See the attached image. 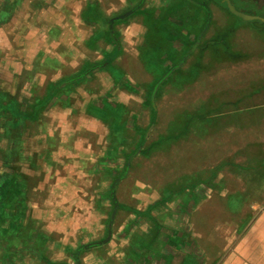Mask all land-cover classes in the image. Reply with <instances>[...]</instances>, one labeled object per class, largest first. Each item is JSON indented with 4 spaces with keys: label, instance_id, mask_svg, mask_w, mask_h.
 Listing matches in <instances>:
<instances>
[{
    "label": "crops",
    "instance_id": "0c3cea01",
    "mask_svg": "<svg viewBox=\"0 0 264 264\" xmlns=\"http://www.w3.org/2000/svg\"><path fill=\"white\" fill-rule=\"evenodd\" d=\"M54 1L0 0V67L4 70H13L11 73H14L15 83H12L13 80L11 83L14 85L19 83L20 85L16 90L12 88L5 89V87H0V89L7 90L10 94L16 95L20 100H22L23 97H31L27 94L23 95L24 93H22L23 84L28 86L30 83L27 81L23 82V80L16 81V77L21 75L24 69H34L35 65L29 66L28 64L30 63L28 62L31 61H27V59L24 58L22 59V56L19 58L18 54H20V51L24 53L32 51L31 49L22 47H25L28 42L31 43L30 41L34 35H46L48 42H51L49 39L50 36L53 37V40H56L58 39L57 35H65L67 30L71 27L77 28V34L79 35L81 31L80 26L83 22L93 27L94 30L90 35H95L98 29L102 28V24L100 23L101 18L113 19L123 14V12L136 7L140 3V0H117L118 2L116 3L112 4L111 2L106 5L104 0H77V11L73 10V15L70 14L71 16H69L67 12L68 9L65 6V3H68L67 0H59L61 3H57V7ZM173 2L174 0H145L138 11H152L154 13V22H158L160 25L165 23L168 29H170L169 22L174 21L171 9V4H173ZM196 5H198V3H196ZM55 7L61 9V12L59 11V13H61L59 17L62 16L64 19H67V17L70 18V21L67 22L68 27H66L65 22H60L61 18H59L58 21H54L52 15H54ZM208 8L213 12V14L211 13L213 18L211 20L212 25L210 28L208 27L209 29L207 28L202 35H215V30L217 28L220 29L219 32L225 29L231 30V27L227 25V21L231 19L230 14L225 11L224 20H226V23L220 27L215 21L214 6L209 7L208 5ZM88 12L89 15L91 14V18ZM190 12V14H193L192 9ZM50 18H52V22H50ZM71 18L74 20L72 21ZM119 26H123L122 28L125 27V34H127L128 31H130L128 35H133V33L136 35L141 34V42L138 47L144 44L146 35H148L149 32L148 26L146 25L145 14L136 11L126 18V20L110 25V29L115 35H122V32L118 28ZM242 30L246 32L245 34L252 37L248 47H246L247 45L243 47L241 43L247 40L241 41L243 37V35H240ZM258 33H260V30L249 25L241 24L230 33V35H234V37L237 36L236 44H231V46L235 47H233L235 51L241 52L244 55H246V51L252 52L256 46L264 49V40L262 41L257 38L259 37ZM77 34L76 32L74 33V35ZM170 34H172L171 30L165 35ZM182 34L194 35L187 30H183ZM19 38L22 40L18 41ZM129 41L131 40L129 39ZM179 45L182 47V43L176 41L175 47L180 49L181 47H179ZM17 46H20L19 50ZM256 51L259 50L256 49ZM261 56L263 59H253L249 55H246L243 60L238 62L225 61L221 64L220 67L224 66L223 68L226 69L225 73L227 70L229 71V77L222 75L224 71L219 70L217 82L221 85L216 86L218 89L216 95L210 96V94H208L210 91H207L208 97L204 99L205 101L203 103L197 106V109H199V107H204L212 109L217 113L223 105L234 107L238 101L241 102L243 99L248 100L255 96L257 94L254 91L255 88L251 89L250 92L247 91L248 93L245 96L241 93L244 92L243 89L249 84L252 86L253 83L262 82L260 78H264V74H261L258 69L264 67V53H261ZM137 57L139 60V53ZM117 60L118 58L113 62L114 69L124 74L123 70L115 64ZM248 66L251 69H255H248ZM246 69L250 71L247 72ZM1 70L0 68V71ZM103 71L108 70L103 69ZM111 73L114 91L125 87L122 83L124 84L127 82L132 84V82L124 76L120 82L116 81V73ZM2 77L3 76L0 74V78ZM205 77L202 76V78ZM17 78L19 79L21 76ZM222 78L225 79V81H222ZM53 80L54 79L49 82L46 93L50 85L61 82L67 83L68 81L54 82ZM1 81L0 79V82ZM212 82L213 81H210V84H212ZM73 84H77V82ZM227 84L229 86H227ZM126 90L128 89L126 88ZM230 91H234L233 96H228L226 94ZM108 98L109 97H106L107 102H109ZM104 100L105 98H103L102 101ZM209 101H213L211 103L215 101V106ZM109 103L114 104L112 102ZM204 108H202L203 114L205 111ZM45 111L43 112V116H46L45 114L47 112ZM231 116L232 119L229 122L211 123L208 114L205 116L204 120L209 122V124H205L207 126L203 125V127L200 128V131L202 130L203 133L206 132V130L208 133L216 131L218 137L217 141L219 143L218 146L221 149L226 148V144L229 142L226 141L225 131L234 135L233 143L237 144V142L243 139V132L251 131L252 125H254H245L244 122H247L243 120L245 116L243 119L239 117L234 118L233 115ZM91 118L96 120L94 117ZM254 121V129H257L259 125L263 126L262 123H259L262 122L261 120H255V118L252 117L251 123ZM40 124L41 123H39V125ZM232 124L237 127L232 128ZM23 125L24 123L17 127V129L12 130L9 138L0 139L1 166H6V163H8L6 158L3 157V153L5 154V152L16 156H18L20 152H24L25 155L28 154L26 150L27 145H29L31 141L34 142L30 140L33 135L29 132V129L33 126L29 128V126ZM0 132L4 134V128H1ZM75 132L77 133V128ZM73 138L74 139H71L67 144L63 146L60 145L61 147H58V144L54 149H50L51 139L47 137L46 144L44 146L42 145V157L38 160L35 157V161L31 158L30 162L33 164L30 162L28 164L26 163L30 171L35 169V165L38 163L37 161L43 164V166L45 162L48 163L47 165L56 164L55 170H52V175L50 169L47 177L43 175V182H40L34 189V191H48L42 203H34L38 208V216L41 217L39 223H42L44 226H42L43 232L36 233L39 234L36 241L39 242L38 240H40L43 243L42 239L46 240L47 249L50 243L49 238L52 234L61 236L60 238H72L70 237L71 233L67 232L66 223L61 222L56 214L60 217L64 211L70 208L73 200L72 196H69L71 193L70 191H82V193H77L79 197L77 200V210L79 208H87V210H83V212H80V210V219L72 223L73 238L77 239L78 245L100 243L107 239L106 236L109 230H111V238L106 244L80 253L78 256L80 264H264V154L260 152L261 148H264V139L261 140L262 142L260 141L261 145L260 143L258 145H253L251 143V145L246 147V150H248L246 152L247 157L243 155L242 152L240 155L235 154L233 157H226L224 154L219 156L218 166L222 165V168L218 171L212 182V173L209 172L210 174L205 175H200L198 173L195 177L198 179L197 181L191 186L188 185L184 191L176 193L172 200L168 202L163 203L162 201L169 195L166 191L161 192L160 197H156L153 202L143 197L146 191H140V189L139 191H123L131 193L130 200H132V203H124L118 200V198L116 199L118 205H121V208H118L119 206L117 207L113 225L109 228L110 222L108 225L107 220L109 219L110 212L112 216L115 210L109 198L111 191H108L109 194L106 193V191H101L102 195L100 193V197L103 198H101L102 200L99 202L98 197H96L98 191H95L93 187H91L90 190H87L86 187L85 189L82 188L81 183L77 179L82 176L81 174L90 175V173L92 174L94 172L86 169L84 163L80 159L81 157H77V147L79 143L76 136ZM206 140L209 141L207 137ZM41 143L43 142L41 141ZM46 147L49 148L53 156L51 155L50 159L48 158V160L45 159L44 161L43 153L47 151ZM61 152L64 153L62 154ZM33 156L35 155L33 154ZM133 161L131 163H133ZM241 162L245 164L241 165ZM17 164H22V162H16V166L11 164L8 169L5 168L7 170H2V168H0V187L8 178L6 175H10V177L16 175L20 177L21 175L29 174V172H24L23 168L19 171L24 174L19 173ZM29 164L33 168H31ZM52 166L54 167V165ZM24 169H26L25 166ZM47 169L49 168L47 167ZM227 173L228 177L226 178ZM93 175H95V173ZM195 178H190L189 180L192 179L190 182ZM50 179L52 182L48 183L46 189L47 182H49ZM186 179H188V177ZM189 180L185 182L189 183ZM102 185L101 188L103 189L105 185ZM92 190L93 192L91 193ZM86 191L90 192V196L94 194L95 198L93 197V202L91 199L89 203L86 202L84 196L85 194L89 195ZM241 191H249L247 200L243 197L244 194L242 195ZM117 193L119 192L117 191L115 193L116 196ZM150 209L151 211L149 212ZM247 209L250 211V216L245 213ZM107 210H109V215L105 220L104 226L102 215ZM138 212L141 213L140 216L137 215ZM51 215L57 221L54 220V222H50L49 217ZM150 217L155 220L152 221ZM62 234L65 236H62ZM65 238L64 240H66ZM40 252L42 255H34V264H42L41 262L45 261L44 257L47 255L45 254L46 251L44 252L43 246ZM27 254L26 252V256H19L21 259L19 261L20 264H29L33 260L31 258L32 254L31 256ZM12 256L13 254L11 255V253L7 251L5 253L4 263H12ZM14 256L17 258V254L14 253ZM69 262H67V264H72Z\"/></svg>",
    "mask_w": 264,
    "mask_h": 264
},
{
    "label": "rangeland",
    "instance_id": "374dc122",
    "mask_svg": "<svg viewBox=\"0 0 264 264\" xmlns=\"http://www.w3.org/2000/svg\"><path fill=\"white\" fill-rule=\"evenodd\" d=\"M53 1L54 0H52V2ZM227 1H229L237 11L245 15L257 17V19L254 20H245L238 16L230 15L231 19L227 21V25L230 26L232 30L241 24L254 27L257 30H260V33H258L259 37L257 38L263 41L262 35H264V22L261 19H264V0ZM227 1L226 4L228 8ZM59 2L61 3L59 0L54 1L56 7L57 3ZM67 2L68 3H65V6L68 9L67 12L69 16H71L70 14L73 13V10L77 11V0H67ZM104 2L107 5L111 2L113 4L118 1L104 0ZM56 7L54 8V15H52L54 21H58L59 18H61L60 22H65L66 27H68L67 22L70 21V18L67 17V19H64L62 16L59 17L61 14L59 11L61 12V9ZM213 10L216 24L218 23L217 25L222 27L223 24L226 23V20H224L225 11L218 7H214ZM133 12L135 11L132 8L126 12H123V14L119 15L118 17H123V20H126V18L131 16ZM125 16L126 18H124ZM73 20L74 19H72V21ZM50 22H52V18H50ZM122 27L123 26L118 27L122 32V35L118 36L121 41L123 53L118 57V60L115 64H117V66L123 70L124 74H126L124 77L130 80L132 85L136 86V88L139 90V93H130L125 87H122V89L119 90L116 89L117 91H114L115 89L111 71L96 69L93 71V75L89 76V80H83V82L73 84L74 86L70 85L62 88L57 98H55L46 109V116L42 115L40 120L41 124H38L39 126L33 125V127L31 126L32 128L29 126V132H31L33 135L32 139L30 140H33L34 142L31 141L29 145H27L26 150L28 154L25 155L24 152H20L18 156L8 154V157L6 158L8 163H6V166L0 165L2 170H7L11 164L16 166V162H22V164H17L18 172L21 173L19 170H22V168L24 172H29L28 175L21 173L29 177L27 187L28 191L25 195V201H23L22 206L20 205L18 208L14 209L13 219L10 217L7 219L8 223L15 225V228H5L8 230V235H5L6 232L4 228L0 227V264H9V262L4 263L5 253L7 251L10 252L11 255L13 254L12 263L10 264H20L19 261L21 259L19 256H24L26 252L29 256L32 254L31 258L33 260L29 264H34V255L36 254L37 256V254H41L40 251L42 250V247L39 242L36 241L39 234L36 233L41 231L43 232L44 226L42 223H39L41 217L38 216V208L34 203H42L46 198L48 191H34V189L40 182H43L42 176L44 175V177H47L50 169L52 175L56 164H49V166L47 165L48 163L45 162V165L43 166V164H40V162L37 161L38 163L36 162L37 164L35 165V169L30 171L28 170L29 167L26 166V163L28 164L31 161V158L35 161V157L37 160L42 157V145L44 146L46 144L47 137L51 139L50 149H54L58 144V147H61L67 144L71 139H74L73 137H77V141L79 143V146L77 147V157H81L80 159L84 163L86 169H89L91 172L93 171L95 173V175H93L94 173H90V175L81 174L82 176L77 180L81 183L83 189L86 187L87 190H90V188L93 187L95 191H98V195L96 197H98L99 202H101V198H103L100 197V193L102 195L101 191H106V193L109 194L111 189L110 182L112 183V175L106 170H109V168L112 169L111 171H113L114 175L118 177L126 171L125 176H123L120 180L118 179V182L115 186V193L117 191L119 192L117 193V196L115 194V198H118V200L123 201L124 203H132V200H130V191H139V189L140 191H146L145 196H142L145 197L146 200L153 202L156 197H160L161 192L166 191L167 193H170L172 192L170 191L172 188L180 187L177 190H181L183 189L182 186H191L195 181L198 180L195 178L198 173L200 175L212 173L211 171H213L214 168L219 165V156L224 154L226 157H233L235 154L240 155L242 152L243 155H246L247 157L246 152L248 150H246V147L251 145V143L253 145H258L260 141L264 139V78H260L262 79V82L253 83L252 86L249 84L245 89H243L244 92L241 93L245 96L248 93L247 91L250 92L251 89L255 88L254 91L257 94L251 97V99H243L241 102L238 101L234 107L223 105L220 107L219 112L217 113L212 109H209L210 112L207 113L210 116L211 123L229 122L232 119L231 115H233L234 118L239 117L242 119L245 116L243 120L247 122L242 120L245 125L254 124L252 125L251 131L249 130L243 132V139H241L240 142H237V144L233 143L234 135L225 131L226 141L229 142H227L226 148L221 149L218 146L219 143L217 141L218 137L216 131L208 133L206 130V132L203 133V131H200L199 129L190 136L188 135L189 133H184L186 135L184 139L163 146L150 158L135 156L136 158H134L133 163H130L129 165V170H127L128 168H124L125 159L123 158L121 152H119L118 156L114 157L113 159L108 158L109 138L111 135L109 127L102 121L96 118V120H94L91 118L92 116L90 117V115H88L87 108L91 103H96L97 106H102L103 98L107 100L106 97H109V102L127 105L131 111L130 119L136 117L138 125L142 127H147L149 125V112L142 106L144 101L143 97L145 94L143 86L151 82L152 77L144 70L137 57L139 53L138 45L141 42V34L136 35L133 33V35H128L130 31L125 34L124 32L126 29L125 27ZM80 28L81 31L79 35L77 34V28L75 29L71 27L67 30L65 35H57V41L53 40V37L50 36L49 39L51 42H48L46 35H34L30 41L31 43L28 42L25 47H22L25 49H31L32 51L25 53L20 51L18 57L20 58L22 56V59L24 58L27 59V61H31L28 62L30 63L28 64L29 66L35 65L34 69H24L21 75L17 76H21V78L18 79L16 77V81L23 80V82L27 81L30 83L28 86L23 84V90L21 89L22 93H24L23 95L27 94L31 97L35 95H39L40 97L44 96L47 91V86L52 79H54V82L67 81L70 77H76L77 73L83 69L86 62L93 65L96 63H102L106 58V53L109 55L113 52L114 45L108 44L102 39L96 43V48L90 47L88 42L93 36L90 35L94 30L93 27H90L89 24L83 22ZM162 28H165V25H163ZM162 31L166 34L168 32V30ZM219 31L220 29L217 28L215 30V34L220 33ZM75 32L77 35H74ZM174 32L177 33L176 28L174 29ZM203 32L204 28L200 35H202ZM245 33L246 32L242 30L240 34L243 35L241 41L247 40L246 42L241 43L243 44V47L246 45V47H248L252 37ZM156 35L162 34L161 32L154 34V38H156ZM236 37L237 36H235L233 42H231L232 45L236 44ZM129 39L131 41H129ZM21 40L22 39L19 38L18 41ZM19 47L17 48L18 50ZM179 47L181 46L179 45ZM256 49L259 51H256ZM261 53H264V49H261L259 46H256L252 52H245L246 55H249L253 59L262 58ZM223 67L224 66H219L217 69L211 70L210 73L203 75V77L206 76L205 78H202L199 82L189 88L184 90H176V88H172L166 91L158 103V121L157 124L153 125L149 130V142L157 141L160 137H165V135L169 133V127L171 122H173L176 111L182 113H194L197 111V106L203 103L205 101L204 99L208 97L207 91H210L208 92L210 96L216 95L218 90L216 86L221 85L217 82L219 70L224 71V74L222 73V75L229 77V71L227 70L225 73L226 69ZM0 68L2 69L0 74L3 76L0 78L2 80L0 82V87H5V89L12 88L13 90H16L20 85L19 83H16L15 85L12 84L15 83L14 73H11L13 70L10 71V69L4 70L2 67ZM248 69L251 68L248 66ZM248 69H246L247 72L250 71ZM258 70L261 72V74H264V67ZM114 71L117 72L113 68L112 72L114 73ZM121 74L122 72L120 71L116 73L117 76H122ZM210 81H213L212 84H210ZM222 81H225V79L222 78ZM227 86L229 85L227 84ZM226 94L228 96H233L234 91H230ZM209 102L211 103L213 101ZM211 104L215 106V101ZM252 117H254L255 120H261L262 122L259 123H262L263 126L259 125L257 129H254L255 121L251 123ZM130 125H133L132 121H130ZM231 127L236 128L237 126L232 124ZM76 128L77 133L75 132ZM205 136L209 139V141L206 140ZM41 141L43 143H41ZM46 149L48 152L44 151L43 153L44 161L45 159H50L51 155L53 156V154L50 153L51 151H49V148L46 147ZM260 152L264 154V148H261ZM61 153L63 154L64 152ZM33 154L35 156H33ZM243 164L245 163H242L241 165ZM52 165H54V167ZM24 166L26 169H24ZM30 167L33 168L32 166ZM47 167L49 169H47ZM187 177L188 179H186ZM192 177L195 179L190 182L192 179H189ZM227 177L228 173L226 174V178ZM187 180H189V183L185 182ZM51 182V179L49 182H47L46 189L48 187V183ZM102 184L105 185L103 189L101 188L103 186ZM123 191H129V194ZM70 192L71 193L69 196H72L73 198L70 208L67 209V211H64L60 217H58V214L56 215L57 218H60L61 222L66 223L67 232L71 233L70 237L72 238H60L61 236L52 234L49 238L50 243L48 249L47 244H44V252L46 251L45 254L47 255L45 257L47 260L53 262V264H67L69 261V263L77 264L74 253L84 245H78L76 241L77 239L73 238L72 223L77 222L80 219L79 211H86L87 208H79L77 210V200L79 198L77 193H82V191ZM86 192L89 193V195L85 194L84 196L86 202L89 203L90 199L93 202L95 198L94 194L90 196V192ZM92 192L93 190L91 193ZM241 193L242 195L244 194L243 197L247 200L249 191H241ZM245 213L249 215V209H247ZM108 215L109 210H107L102 215L104 226ZM54 220L56 219L51 215L49 217V221L54 222ZM62 236L65 235L62 234ZM64 238L66 240H64ZM14 253L17 254V258L14 256ZM80 253L82 252L79 251L78 255ZM45 262L46 261L41 263L46 264Z\"/></svg>",
    "mask_w": 264,
    "mask_h": 264
},
{
    "label": "trees",
    "instance_id": "16d2710c",
    "mask_svg": "<svg viewBox=\"0 0 264 264\" xmlns=\"http://www.w3.org/2000/svg\"><path fill=\"white\" fill-rule=\"evenodd\" d=\"M145 0H140L139 5L133 8V10L142 14H145L146 25L149 29L148 35L144 44L139 47V60L143 65L146 72L152 77L151 82L143 86L145 94L143 101V108L149 112V125L142 127L138 125L137 118H131V111L125 104H110L106 100L103 101L102 106H97L96 103H91L87 108V113L102 121L109 127V150L108 158L113 159L117 157L119 152L125 159L124 168H128L129 164L137 156H143L150 158L153 154L160 150L163 146L180 141L186 136L184 133H189L190 136L196 130L200 129L205 124H209L204 120L210 111L207 108L203 109L199 107L194 113H182L175 112L173 122L169 127L170 131L165 137H160L157 141L149 142L148 133L153 125L158 121V103L162 99L167 90L176 88V90H184L197 83L203 75L207 74L213 69H217L225 61L238 62L243 60L246 55L241 52L235 51L231 46L234 35H230L232 30H224L215 35H200L204 28V31L212 25V14L208 8L211 6L223 9L228 14L233 15L227 8L226 3H222L221 0H174L171 4L173 22H169V28L164 23L160 25L158 22H154V13L152 11L142 12L138 11L140 6L143 5ZM206 3L202 5L201 3ZM198 3V5H196ZM201 4V5H200ZM207 6V7H206ZM191 9L193 14H190ZM92 13V10H91ZM212 13V14H211ZM91 15V14H90ZM89 15V17H90ZM92 17V16H91ZM90 17V18H91ZM88 18V17H87ZM126 18V16L124 17ZM123 21V17H115L114 19L101 18L102 28L98 29V32L93 35L88 44L90 47L96 48V43L99 40H104L108 44L114 45V50L111 54L106 53V59L102 63L89 64L86 63L83 69L77 73L76 77L69 78L67 83H58L50 86L48 92L44 96L35 95L27 98L23 97L20 100L16 95L10 94L7 90L0 89V129L4 128V134L0 132V139L9 138L11 131L17 129L24 123L27 126L38 125L40 123L43 112L49 107L55 98L60 93V90L66 86L73 85L74 82H83V80H89V76L93 75V71L96 69H105L112 72L114 68L113 62L123 53L121 41L118 35H115L110 25ZM211 22V23H210ZM178 35L174 34V29ZM208 28V29H209ZM162 30H171L170 35H165ZM187 30L194 35H183L182 31ZM173 31V32H172ZM161 32L162 35H156ZM263 40H264V35ZM180 41L182 47L180 49L175 47V42ZM208 61V62H207ZM116 70V69H115ZM115 72V71H114ZM118 72V71H117ZM115 72V73H117ZM114 74V73H113ZM122 76H116V81H121ZM120 79V80H119ZM129 90L130 93H139V90L130 83H122ZM130 121L133 125H130ZM23 125V126H24ZM5 136V137H3ZM4 154V153H3ZM6 154V155H5ZM5 158L8 157V153L5 152ZM136 156V157H135ZM222 168V165L217 166L212 171L211 182L216 177L218 171ZM112 169H107L112 175V183L109 198L113 205V209L121 208L115 198L116 183L125 176V172L121 176H115ZM8 177L0 187V227L4 228L5 235H8L7 227H14L15 225L7 222L8 217L13 219V211L22 206L25 201V195L28 191L29 177L21 175L20 177L13 175H6ZM180 187L172 188V192L169 193L164 202L172 200L176 193L184 191L183 189L177 190ZM168 190V191H169ZM174 191V192H173ZM179 191V192H178ZM151 209L149 210V212ZM141 215V213H137ZM111 212L108 225L110 222ZM153 220L152 217H150ZM5 226V227H4ZM15 228V227H14ZM109 236L107 234L106 238ZM105 238V239H106ZM43 243L39 240V244L44 247L46 240ZM101 245L104 244L100 242ZM100 243L87 244L80 247L75 253V260L77 264H80L78 258V252L90 250L91 248L99 246ZM41 246V247H42ZM46 264H53L50 260L44 257Z\"/></svg>",
    "mask_w": 264,
    "mask_h": 264
},
{
    "label": "water",
    "instance_id": "95a60500",
    "mask_svg": "<svg viewBox=\"0 0 264 264\" xmlns=\"http://www.w3.org/2000/svg\"><path fill=\"white\" fill-rule=\"evenodd\" d=\"M226 1H227V0H226ZM227 3H228V9H229V11H230L233 15L238 16V17H240V18H242V19H245V20H254V19H257V17L249 16V15H245V14H243V13L237 11V10L233 7V5H231V3H230L229 1H227ZM260 19H261V18H260ZM261 20L264 22V19H261ZM115 214H116V209L113 211V214H112V216H111V220H110L109 228H111L112 225H113V221H114V219H115ZM108 234H109V236H108L107 239L104 240L102 243L106 244V243L109 242V240H110V238H111V230H109ZM99 245H101V243H100Z\"/></svg>",
    "mask_w": 264,
    "mask_h": 264
},
{
    "label": "flooded vegetation",
    "instance_id": "af4514ba",
    "mask_svg": "<svg viewBox=\"0 0 264 264\" xmlns=\"http://www.w3.org/2000/svg\"><path fill=\"white\" fill-rule=\"evenodd\" d=\"M221 2H222V3H226V0H221ZM201 4H202V5H205L206 3H205V2H204V3L202 2ZM206 5H207V4H206ZM206 7H207V6H206Z\"/></svg>",
    "mask_w": 264,
    "mask_h": 264
}]
</instances>
